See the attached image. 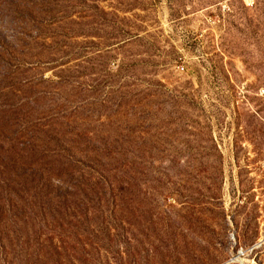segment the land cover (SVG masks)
<instances>
[{
  "label": "rangeland",
  "instance_id": "obj_1",
  "mask_svg": "<svg viewBox=\"0 0 264 264\" xmlns=\"http://www.w3.org/2000/svg\"><path fill=\"white\" fill-rule=\"evenodd\" d=\"M5 1L22 4L0 0V207L30 196L12 186L17 172L63 177L52 196L81 180L119 181L123 219L87 223L120 230L118 245L101 238L113 244L110 263L264 264V122L251 120L261 107L243 98L254 79L240 59L218 60L229 39L223 0H186L180 23L170 0L156 1L121 36L88 3L74 25L54 0H27L15 17ZM218 65L237 80L234 95L218 85ZM47 208L48 219H73Z\"/></svg>",
  "mask_w": 264,
  "mask_h": 264
},
{
  "label": "trees",
  "instance_id": "obj_2",
  "mask_svg": "<svg viewBox=\"0 0 264 264\" xmlns=\"http://www.w3.org/2000/svg\"><path fill=\"white\" fill-rule=\"evenodd\" d=\"M21 1L20 9L13 1H10V4L5 1L3 7L11 11L13 17L18 16L23 13L24 6L28 4L27 0ZM54 1L56 9L62 7L63 13L74 25H79L78 21L83 22L84 19H79V15L73 10L80 6L81 2L85 5L88 3V8L99 11V16L93 17L98 18L101 27L110 28L121 36V32L129 33L141 28L136 27L137 21H133L140 18L135 15L136 11L146 13L149 11V4L160 0ZM185 2L186 0L169 1L170 17L173 23L184 20ZM48 4L42 1L38 6L45 8ZM104 4L108 6L105 7ZM218 11L220 13L218 18L224 24L225 33L229 37L228 43L222 45L223 52L218 54V60L224 63L227 57H238L245 71L254 79L252 84H246L242 89L246 93L244 99L261 107L251 117L253 123L257 125V121L264 122V100L257 97L258 92L264 89V0H252L250 4H247L245 0H223L218 3ZM143 23L144 21H141L140 24L143 25ZM119 36L115 35L113 39L124 38ZM86 38L103 39L97 35ZM105 45L108 44L105 43ZM47 62L50 63L51 59H47ZM224 68L223 65H218V85L234 95L239 88L237 80L224 76ZM231 81L234 84H231ZM238 118L236 117L237 120ZM247 134L258 136V131ZM9 176L10 174L6 180ZM11 178L13 187L28 190L30 196L25 199L24 206L20 205L21 208L10 196L0 207V264H113L109 259L110 247L113 244L111 241L103 243L101 238L107 232V238L118 239V245L120 230L115 228L114 234L111 229L100 230V234L92 232L91 226L87 223L95 219H123L122 182L114 181L105 184L104 179H87L90 186L86 187L85 180H81L74 188V193L68 197V195L57 196V193L54 196L51 195L55 190V183L57 182L59 187L63 177H58L56 181L54 176L39 179L36 173L26 175L25 172H17V175ZM47 207L54 208L55 212L59 210L71 212L73 219H48L52 212ZM38 212L44 219H33ZM125 254H128L129 259L134 257L131 249ZM96 255H99L98 257L105 255V263L99 261L97 263L94 260ZM120 255L122 256V253L119 251L118 256Z\"/></svg>",
  "mask_w": 264,
  "mask_h": 264
}]
</instances>
